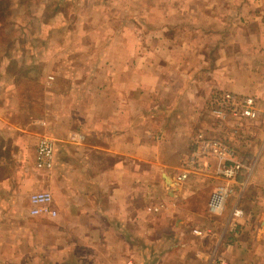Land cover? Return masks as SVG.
<instances>
[{"label": "crops", "instance_id": "obj_1", "mask_svg": "<svg viewBox=\"0 0 264 264\" xmlns=\"http://www.w3.org/2000/svg\"><path fill=\"white\" fill-rule=\"evenodd\" d=\"M179 4L188 6L160 13L176 18V25L144 26L133 44L125 42L127 34L119 35L112 45L123 54L118 60H92L89 76H76L70 93H51L54 139L45 135L46 120L27 122L31 131L2 112L0 264H92L94 256L77 259L67 249L94 244L98 228L106 264H133L143 242H160L170 230L187 243L209 224L222 228V244L234 240L246 249L243 264H264V0ZM226 93L254 98L259 118L216 124L211 104ZM256 121L257 131L250 129ZM201 132L228 143L245 165L221 216L209 211L215 187L224 183L215 175L216 159L178 180ZM44 137L56 147L50 170L37 167ZM255 148L263 150L255 155ZM41 192L52 194L57 217L32 216L30 199ZM17 194L27 196L26 218H14ZM236 208L245 213L238 221L232 219Z\"/></svg>", "mask_w": 264, "mask_h": 264}, {"label": "rangeland", "instance_id": "obj_2", "mask_svg": "<svg viewBox=\"0 0 264 264\" xmlns=\"http://www.w3.org/2000/svg\"><path fill=\"white\" fill-rule=\"evenodd\" d=\"M179 3L180 0H0V115L2 112L4 116L10 113L8 120L23 127L31 120H46L49 133L45 135L54 139L50 122L54 121L52 105L55 101L50 98L51 93H70L76 76H89L87 65L92 60H105L107 65L118 60L122 53L112 45L120 42L122 36L119 35L127 34L123 36L127 38L125 42L133 44L137 42L138 30L144 26L162 28L168 22L176 25V18L163 19L160 13L182 12L188 6ZM152 12L159 13L158 18L150 17ZM32 122L27 125L31 131ZM258 126L257 121L253 122L250 129L257 131ZM19 136L16 134V141ZM262 150L255 148V155ZM247 154L245 149H239L240 157L247 158ZM25 201H28L27 196L16 195L14 218H26V210L22 206ZM212 228L215 227L209 224L197 229L202 235L194 232V237L185 240L187 243H183L180 236L167 234L168 230L160 242H143L140 260L131 262L247 263L246 249L240 248L239 244L234 245V240L221 243L220 227L215 228L218 233L212 234V241L206 243ZM93 234L94 244H79L67 250L71 255L78 254L77 259L92 255L96 258L92 264H106V243L102 242V232L98 228ZM30 241L32 245L36 244L35 239ZM183 245H187V249ZM230 259H235L234 263H229ZM62 261L57 260L58 263ZM18 263L22 264V261Z\"/></svg>", "mask_w": 264, "mask_h": 264}, {"label": "built area", "instance_id": "obj_3", "mask_svg": "<svg viewBox=\"0 0 264 264\" xmlns=\"http://www.w3.org/2000/svg\"><path fill=\"white\" fill-rule=\"evenodd\" d=\"M50 79H53L52 77ZM210 117L216 124L227 123L231 118L236 120L247 119L255 121L259 118L257 103L254 98H239L231 93L217 95L211 104ZM55 143L52 139L44 137L37 149V167L40 170H50L54 165ZM217 160L215 175L224 180L222 185L216 186L209 203V211L213 216H221L229 199L235 194V184L243 173L245 165L239 160L236 151L225 141L217 137L199 133L194 141V152L187 162L186 172L178 177L180 182L186 181L190 172H197L210 167V159ZM32 216L57 217L53 209V196L49 192L32 195ZM245 213L241 209L233 211L232 219H243ZM196 234L202 235L196 230ZM223 264V263H221Z\"/></svg>", "mask_w": 264, "mask_h": 264}]
</instances>
